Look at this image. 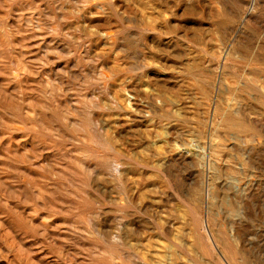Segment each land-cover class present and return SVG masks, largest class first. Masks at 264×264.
<instances>
[{"label": "rangeland", "instance_id": "1", "mask_svg": "<svg viewBox=\"0 0 264 264\" xmlns=\"http://www.w3.org/2000/svg\"><path fill=\"white\" fill-rule=\"evenodd\" d=\"M0 264H264V0H0Z\"/></svg>", "mask_w": 264, "mask_h": 264}, {"label": "bare ground", "instance_id": "2", "mask_svg": "<svg viewBox=\"0 0 264 264\" xmlns=\"http://www.w3.org/2000/svg\"><path fill=\"white\" fill-rule=\"evenodd\" d=\"M204 229V228H203ZM203 261H205V256H202Z\"/></svg>", "mask_w": 264, "mask_h": 264}]
</instances>
